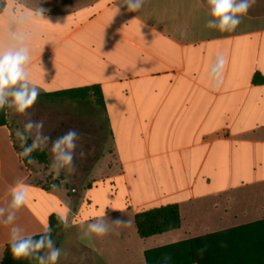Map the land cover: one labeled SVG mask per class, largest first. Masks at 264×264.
Masks as SVG:
<instances>
[{
    "label": "crops",
    "instance_id": "1",
    "mask_svg": "<svg viewBox=\"0 0 264 264\" xmlns=\"http://www.w3.org/2000/svg\"><path fill=\"white\" fill-rule=\"evenodd\" d=\"M209 18L205 0H145L136 12L123 0L5 1L0 50L29 49L25 68L40 95L100 85L108 134L91 173L101 164L108 171L79 196L48 187L18 155L12 134L24 116L14 112L11 123L8 108L0 208L19 180L28 198L14 223L24 235L42 234L57 214L86 229L101 216L127 217L137 236L133 247L123 237H60L64 227L53 240L62 250L57 264H145L146 250L264 219V0L234 31L206 27ZM217 53L227 60L219 85L211 74ZM171 204L181 227L140 238L135 215ZM10 228L0 224V264Z\"/></svg>",
    "mask_w": 264,
    "mask_h": 264
},
{
    "label": "clouds",
    "instance_id": "2",
    "mask_svg": "<svg viewBox=\"0 0 264 264\" xmlns=\"http://www.w3.org/2000/svg\"><path fill=\"white\" fill-rule=\"evenodd\" d=\"M208 6L209 19L206 21V27L217 29L221 32L234 31L241 23L242 17L246 15L249 9L256 3V0H205ZM145 3V0H123L127 11H139ZM44 9H39V14H44ZM119 13V8L117 14ZM183 36V32H181ZM29 49L19 47L16 50H0V109L11 108L15 113L24 116L29 114V109L37 103L40 88L29 82L28 72L25 65L29 62ZM227 60L222 53H217L215 61L211 68V74L216 80V84L221 83V77ZM11 98V99H9ZM44 121L42 119H28L24 124V130H16V137L21 142V149L18 153L20 157H28V163L34 164L31 153L37 149L43 151L51 142L52 159L48 168L49 174L54 179L59 178L62 170L67 174L77 172V141L81 136L75 128H69L64 134L55 139L51 135L43 133ZM35 131L31 137L32 143L28 144L30 134ZM85 152L81 150L78 154L80 160L85 158ZM63 183V182H61ZM53 189H58L57 184L51 185ZM11 198L8 209L0 208V224L11 225L10 228V247L14 258H30L37 264H57L62 254V250L57 248L51 238L52 228L46 227L39 239L32 235H24V229L14 222L17 220V213L25 206L28 198L26 186L17 180L9 188ZM7 212V215H5ZM106 215V213H105ZM61 224L68 228L71 226L66 216H59ZM113 225H128L130 220L117 218L111 221ZM109 225L104 222V216L87 224L85 235L92 237L95 235L102 238L112 232ZM120 232H115L119 236ZM47 250L46 255L41 254V250ZM66 255V253H65Z\"/></svg>",
    "mask_w": 264,
    "mask_h": 264
},
{
    "label": "trees",
    "instance_id": "3",
    "mask_svg": "<svg viewBox=\"0 0 264 264\" xmlns=\"http://www.w3.org/2000/svg\"><path fill=\"white\" fill-rule=\"evenodd\" d=\"M6 0H0V11ZM255 82L261 81V76L256 75ZM39 99L47 103H59L65 100L84 102L94 100V103L105 109V101L100 85L65 89L39 95ZM8 107L0 109V127L7 125ZM31 158L40 163L48 161V155L43 150H35ZM28 165V159L24 160ZM137 233L140 238H149L160 235L181 227V213L177 204L153 208L139 212L134 217ZM52 228L51 238L64 228L59 220V215L53 214L49 219ZM48 226V227H49ZM39 235L33 236L39 239ZM207 239V244L203 240ZM189 245V255L177 259L176 254L180 249ZM41 250V254H45ZM145 264H264V219L209 233L189 241L174 243L145 251ZM2 264H37L30 258L16 259L11 253L10 243L6 246Z\"/></svg>",
    "mask_w": 264,
    "mask_h": 264
},
{
    "label": "rangeland",
    "instance_id": "4",
    "mask_svg": "<svg viewBox=\"0 0 264 264\" xmlns=\"http://www.w3.org/2000/svg\"><path fill=\"white\" fill-rule=\"evenodd\" d=\"M84 3H89L91 0H83ZM34 108L29 109V114L24 115L23 119L18 122L20 129L24 130V124L28 119H35L44 121L43 133L46 135H51L53 139L57 136L64 134L69 128H75L81 133L80 138L77 141V159L75 161L77 166V172L75 174H67L66 171L62 170L59 178L54 179L53 175L49 174L48 168L51 163L52 153H51V142L44 149L48 155V161L45 163H40L36 160L35 165H37L40 172L43 173L45 178V185L52 188L51 185L57 184L60 187H67L69 190V195H72L76 191V196H79L81 192H84L88 185L93 184L92 179L97 177L99 174L102 175L108 168L106 165L101 164L98 169L92 168L97 161L98 156L102 153L103 142L108 134L107 122L103 116L102 110L96 106L94 100H88L84 102H76L71 100H65L59 103H47L45 101H37L33 106ZM9 116L11 123L16 124L17 118L14 111L9 108ZM35 135V131L30 134V138L27 143L31 144V137ZM15 146L18 152L22 151L21 142L17 139L16 133L12 134ZM83 150L85 152V158L80 160L78 157L79 152ZM27 160L28 157H23ZM28 165H31L28 163ZM63 182V183H61ZM107 193V192H106ZM108 195V194H107ZM107 200V198H106ZM105 207L101 205L98 209L93 208L95 212H101ZM86 213V210H84ZM117 219L116 217H105L104 222L107 223L110 229H113L106 237H123L127 242H131L133 247H137L136 237L131 235V228L128 225H113L112 220ZM128 220V218L126 217ZM124 219V220H126ZM86 227L84 225L77 227H68V234L60 237L72 238L78 234L86 232ZM120 232L119 236L115 235V232ZM96 237L95 235H93ZM132 236V237H131ZM98 238V237H96Z\"/></svg>",
    "mask_w": 264,
    "mask_h": 264
}]
</instances>
